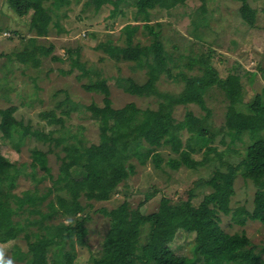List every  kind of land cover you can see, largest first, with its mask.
<instances>
[{"label": "trees", "instance_id": "obj_1", "mask_svg": "<svg viewBox=\"0 0 264 264\" xmlns=\"http://www.w3.org/2000/svg\"><path fill=\"white\" fill-rule=\"evenodd\" d=\"M121 1L125 0H86L85 3L95 9L104 3H112L111 14H114ZM183 1L131 0L136 7L135 19L143 23L123 25L122 43H114L108 38L96 45L106 58L114 62L127 61L132 62L133 69L145 68L146 79L143 82L130 76H119L116 81L130 94L162 97L156 108H140L132 101L120 107L112 106L109 85L100 73L93 81L83 83L86 90L103 94L102 105L91 102L86 106L98 122V141L86 144L82 137L73 135L76 138L74 142L62 145L64 153L60 155L55 175L48 165L47 151L32 149L29 165L33 179L36 178L37 167L42 168L45 175L48 174L52 179L47 191L42 193H38L36 186L23 190L21 194L15 193L13 189L20 169L0 153V243L22 234L27 249L21 250L17 244L13 250V255L22 261L21 264H76V247L86 244V222L89 218L86 210L96 202L109 201L115 194L125 197L113 207L96 208L108 218L109 226L103 234L99 251L90 252L89 264H264L261 252L255 250L244 229L229 232L220 225V214L231 215L240 225L248 219L260 220L264 225V88L243 103L240 74L232 72L225 77L220 76L203 54L190 55L185 64L191 68L194 62H198L201 70L199 74L187 75L183 70H178L175 76L172 75L168 67L170 57L164 49L159 30L150 25L149 15L154 7L168 10ZM200 1L199 14L203 15L207 0ZM6 3L18 17L32 8V15L27 22L29 34L35 38L46 35L52 15L43 0H6ZM69 3L70 0H53L52 10ZM239 12L245 22L254 24L255 9L246 0H241ZM201 15L193 20L194 24L197 21L206 24ZM140 26L152 36L150 43L134 41ZM11 31L16 33L15 30ZM19 35L22 38V34ZM25 46L27 48L24 47L17 55L22 63L29 61L27 55H23L29 48L27 44ZM36 48L35 54L38 55H34L39 57V54H47L51 47L36 44ZM75 51L77 53L78 50ZM100 58L104 59V56ZM73 64L82 69L81 74L87 73L77 55ZM163 73L176 79L179 77L184 82L178 94L158 90L157 81ZM213 85L222 90L227 105L224 123L211 129L206 125L210 108L205 102L204 93ZM188 103L198 104L206 111V115L200 117L187 110L182 119H175L174 106ZM239 104H245L246 107L243 105L244 108H239ZM72 108L74 105L70 104L62 112L68 115ZM15 110L14 104L0 107V131L4 140L13 141L14 133L19 130L23 136L29 134L50 143L52 147L65 140L64 136H54L52 131L31 129L15 117ZM44 116L48 117L50 123L63 121V117L56 116L54 110L47 111ZM182 130L188 134L185 139L182 138ZM219 134L222 135L221 139L228 136L230 144L247 135L249 143L244 154L241 153L239 162L222 160L224 153L217 151L211 144ZM164 145H168L174 154L166 161L171 169L179 168L182 164L189 168L202 165L204 161L212 159L209 154L211 151L219 160V167L213 169L203 181L202 184L210 186V191L202 196L197 205L191 202L194 194L189 188L184 192L186 196H180L175 202L165 193L161 194L155 210L142 212L139 208L142 201L133 207L126 199V192L119 186H124L125 180L135 174L134 160L145 163L149 158L154 165L159 166L163 160L159 149ZM52 147L48 151L53 150ZM200 150H203V154L197 160L192 153ZM228 150L238 152L230 148ZM74 167L82 170L81 176L72 174ZM239 167H242L241 171ZM239 172L255 186L253 207L250 210L244 206L232 208L230 204L235 191L234 179ZM52 193H55V198H48ZM151 194H146L144 198H149ZM21 214L24 215L23 221L20 219ZM179 228L194 232L191 255H177L169 246ZM223 258L229 261H220Z\"/></svg>", "mask_w": 264, "mask_h": 264}, {"label": "rangeland", "instance_id": "obj_2", "mask_svg": "<svg viewBox=\"0 0 264 264\" xmlns=\"http://www.w3.org/2000/svg\"><path fill=\"white\" fill-rule=\"evenodd\" d=\"M53 0H43L44 6L50 8L52 21L48 26L45 36L35 38L27 30V22L32 15V8L27 13L18 17L6 3L0 0V107L10 104L16 106L14 115L22 123L28 124L31 129L44 132L52 131L54 136H64L65 140L59 145L49 146L50 143L39 140L31 135H22L21 130L14 133L13 141H6L0 131V153L20 169L15 180L13 191L21 194L23 190L37 187L38 193L47 191L52 179L42 168L37 167V172L32 177L31 151L34 148L47 151L48 165L51 173L56 174L60 163V155L64 153L62 145L74 142L77 137H82L86 144L98 141V122L86 108L91 102L102 105L103 94L97 91H88L83 83L93 81L98 73L105 76L111 92L112 106L120 107L132 101L140 108H156L162 98L158 95L137 96L125 92L117 83V77H132L138 82L146 79L145 68H132V62H114L106 58L105 53L97 48L99 42L112 39L114 43H122L121 27L126 23H143L135 19V5L131 0L121 1L114 14L112 3H104L99 9L86 4V0H70V3L52 10ZM255 9L254 24L250 25L243 20L239 12L241 0H207L206 11L200 12V0H184L166 10L154 7L150 10L149 23L153 29L159 30L160 39L164 49L169 55L168 67L175 76L178 70H183L187 75L199 74V63L194 62L190 68L185 64L189 56L203 54L210 64L218 70L220 76L229 73H239L243 84V103L252 99L255 94L264 88V0H246ZM198 15L204 16V22L193 20ZM15 30L16 33H12ZM7 32V34H4ZM19 33H21V37ZM10 35V36H9ZM152 36L140 26L134 35V41L140 44L150 43ZM27 44L29 46L26 58L29 61L22 63L17 58L19 52ZM36 44L51 47L47 54L35 56ZM41 47V46H40ZM27 48V47H26ZM78 50L77 53L75 50ZM71 51V52H70ZM35 54V55H34ZM32 55V56H31ZM78 57L83 63L87 73L81 74L82 69L73 64ZM57 56L56 58H54ZM104 56V59L100 57ZM38 65H33L34 63ZM79 75V77H78ZM81 75V76H80ZM184 82L166 74H161L157 81V88L161 92L178 94ZM68 99V100H66ZM205 102L210 108L206 118V125L211 129L220 127L224 123V114L227 99L222 90L213 85L204 93ZM62 102L59 106L58 103ZM74 108L68 115L62 112L69 105ZM245 106V104H243ZM239 104L238 107L244 106ZM246 107V106H245ZM54 110L56 116L63 117L60 123L48 121L44 116L47 111ZM187 110L197 116H205L206 111L196 103L178 104L174 106L173 116L179 120L184 117ZM246 110V108H245ZM23 136L21 138V135ZM182 138L188 135L182 130ZM216 135L213 142L217 151H222L223 158L228 162L237 163L242 158L249 139L246 134L242 140L230 144L229 137ZM52 147L53 150L48 149ZM228 148L237 153L229 151ZM204 150V147L202 148ZM203 150L195 151L192 156L200 160ZM163 160L159 166L148 158L145 163H138L132 177L125 180V185L119 189L126 192V199L134 207L142 201L140 211L151 212L158 206L161 194L165 193L177 201L180 196L185 197L189 188L194 196L191 202L197 205L202 196L210 191V186L202 184L211 175V171L219 167V160L213 151L209 152L211 160L204 161L202 165L189 168L184 164L173 168L167 164L168 158L174 155L168 145L159 149ZM220 168H223L221 166ZM242 167L238 170L241 171ZM74 176H81L80 168H72ZM157 188V189H154ZM153 190H156L153 193ZM234 194L231 197V207L244 206L250 210L253 207L255 186L250 179L244 178L239 172L234 179ZM153 193V194H151ZM151 194L149 198H144ZM124 196L115 194L109 201L96 202L88 208L89 218L86 222L88 233L86 244L77 246L76 264H89L90 252L97 253L103 234L109 226L108 218L96 208L104 206L113 207ZM48 198H55L52 193ZM24 215H20L23 221ZM220 225L225 231L234 232L245 230L254 245L255 250L261 252L264 259V225L260 220L248 219L243 225L235 222L231 215L220 214ZM20 234L17 238L3 243H11L7 255L12 257L16 264H21L13 255L15 245L27 249L26 240ZM194 232L177 229L174 237L169 242L172 251L177 255H191ZM220 261H229L226 258ZM234 262V261H231ZM230 264V263H229Z\"/></svg>", "mask_w": 264, "mask_h": 264}, {"label": "clouds", "instance_id": "obj_3", "mask_svg": "<svg viewBox=\"0 0 264 264\" xmlns=\"http://www.w3.org/2000/svg\"><path fill=\"white\" fill-rule=\"evenodd\" d=\"M11 243H0V264H16L15 260L7 255Z\"/></svg>", "mask_w": 264, "mask_h": 264}, {"label": "built area", "instance_id": "obj_4", "mask_svg": "<svg viewBox=\"0 0 264 264\" xmlns=\"http://www.w3.org/2000/svg\"><path fill=\"white\" fill-rule=\"evenodd\" d=\"M4 34H7V32H4Z\"/></svg>", "mask_w": 264, "mask_h": 264}]
</instances>
